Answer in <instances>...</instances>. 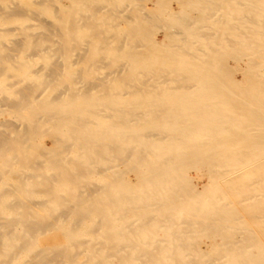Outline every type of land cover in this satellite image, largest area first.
<instances>
[{
	"label": "bare ground",
	"instance_id": "6f19581e",
	"mask_svg": "<svg viewBox=\"0 0 264 264\" xmlns=\"http://www.w3.org/2000/svg\"><path fill=\"white\" fill-rule=\"evenodd\" d=\"M0 264H264V0H0Z\"/></svg>",
	"mask_w": 264,
	"mask_h": 264
},
{
	"label": "rangeland",
	"instance_id": "374dc122",
	"mask_svg": "<svg viewBox=\"0 0 264 264\" xmlns=\"http://www.w3.org/2000/svg\"><path fill=\"white\" fill-rule=\"evenodd\" d=\"M172 7L175 8V5H172ZM159 39H161V36L160 35L157 36V41H159ZM45 143L46 144H49L48 140H46Z\"/></svg>",
	"mask_w": 264,
	"mask_h": 264
}]
</instances>
